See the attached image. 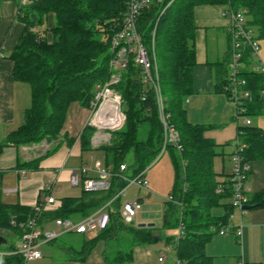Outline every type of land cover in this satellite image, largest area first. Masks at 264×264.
<instances>
[{
	"label": "trees",
	"instance_id": "16d2710c",
	"mask_svg": "<svg viewBox=\"0 0 264 264\" xmlns=\"http://www.w3.org/2000/svg\"><path fill=\"white\" fill-rule=\"evenodd\" d=\"M126 3L127 0H33L24 6L19 4V16L26 28L12 54L14 77L30 86L31 105L25 111L23 124L0 145V154L10 144L58 141L70 105L80 102L91 107L97 90L110 79L111 40L122 21ZM201 5L244 10L250 29L259 40L264 39V0H181V4L177 8L172 6L159 23L156 52L161 85L167 99L169 121L179 131L181 145L180 149L168 146L173 151L175 182L171 194L173 201L168 200L165 205L163 229L181 228L176 248L180 264H214L206 246L229 225L235 209L233 202H227L234 196L232 183L229 178L217 181L214 171V158L220 153L218 145L206 137L207 127L188 120L184 106L194 92L198 30L195 10ZM150 38L148 35L147 41ZM247 59H250L249 54ZM245 74L253 91L264 88L263 74ZM227 75L228 61L217 64L218 92L226 93ZM118 90L123 97L126 122L122 129L113 131L111 143L101 147L107 155L106 168L114 174L111 190L105 193L85 191L82 198H65L62 206L57 207L61 208L54 212L0 203V231H10L20 239L26 230L21 224L30 218L38 217L43 227L48 221L71 218L75 214L86 217L126 187L122 175L135 177L153 164L164 142L155 94L143 84L140 68L134 63L123 73ZM262 113L264 98L258 97L247 106L246 116ZM94 132L90 126L84 130L81 137L84 149H91ZM237 141L244 145L243 162L251 165L247 174L249 181L254 161L264 160V131L252 124L240 125ZM124 164L127 168L122 171ZM222 183L223 192L217 193ZM249 205L264 207V191L249 195ZM220 206L226 213L217 217L213 209ZM111 216L108 228L86 237L80 247L72 242L60 245L59 238L52 241L68 254L66 260L47 263L42 258L30 264H90L88 259L100 241L105 244V264H135V248L156 242L154 228L128 224L119 211L112 212ZM173 237L176 236L167 239ZM17 242L6 251L2 250L5 245L0 246V264L25 263L21 255L8 254L16 249Z\"/></svg>",
	"mask_w": 264,
	"mask_h": 264
},
{
	"label": "crops",
	"instance_id": "0c3cea01",
	"mask_svg": "<svg viewBox=\"0 0 264 264\" xmlns=\"http://www.w3.org/2000/svg\"><path fill=\"white\" fill-rule=\"evenodd\" d=\"M19 3L20 0H0V145L23 124L25 111L31 105L30 86L14 77L15 63L12 54L26 28L19 16ZM224 11L225 7L219 5H201L195 10L198 30L195 42L197 65L193 72L194 92L184 104L188 120L192 124L207 127L206 137L218 145L220 153L214 158L213 166L219 182L228 180L233 171L234 143L238 138L240 125H247L244 117L238 118L237 108L228 96L218 92L216 88L217 64L229 60V20L224 16ZM261 56L264 60V50ZM92 117L90 108L80 102H73L58 141L5 146L0 154V203L20 204L35 209L49 196L60 201L61 206L65 198H82L86 179L97 176V167H108L106 152L101 149L109 141L106 137L108 133L99 132L91 124ZM246 117L251 119L252 125L264 131V113ZM89 126L95 132L91 138V149H84L81 137ZM84 167L88 169L87 173L83 172ZM74 174L77 183L72 181ZM248 187L251 196L264 191V160L254 161ZM151 194V190L144 195L139 191L138 196L131 201H123L121 197L118 207L121 209L125 203L136 200L144 204L145 198ZM227 202L232 203L233 198ZM107 203L86 217L95 214ZM59 208L51 206L46 211L54 212ZM165 208L166 206L159 215L160 224L145 221L146 218L151 220L155 216L151 211H142L140 214L139 225L155 224L154 239L155 231L164 230ZM225 213L223 206L213 209V214L217 217ZM232 215V224L236 229L243 225L242 237L234 231L217 234L208 242L207 254L213 258L214 264H264V207L252 208L244 215L235 208ZM86 217L75 214L66 219L80 222ZM43 227L54 229L55 220L46 222ZM168 230H172L177 237L179 228ZM96 234L97 232H90L85 235L88 238ZM159 235L163 236L161 231ZM7 240L9 243V236Z\"/></svg>",
	"mask_w": 264,
	"mask_h": 264
},
{
	"label": "built area",
	"instance_id": "2783aa9c",
	"mask_svg": "<svg viewBox=\"0 0 264 264\" xmlns=\"http://www.w3.org/2000/svg\"><path fill=\"white\" fill-rule=\"evenodd\" d=\"M32 1L20 0L19 4L20 6H24ZM177 1L127 0L126 11L111 40L110 79L97 90L90 107L93 113L91 124L99 132H108L110 134V132L124 127L126 115L123 112V97L118 90V86L122 81L123 73L131 63H134L140 68L143 84L155 94L157 111L164 132L162 153L170 145H175L178 149L181 148L180 133L170 123L169 115L166 111L167 99L162 90L156 52V36L159 23ZM224 16L229 20L228 36L230 43L227 85L225 87L226 93L224 94L236 106L238 118L244 117L245 123L250 125L251 119L246 117L247 106L258 97L264 98V88L257 92L253 91L250 80L245 73L250 72L264 75V60L260 54L261 45L259 39L247 23V15L244 10H235L231 6H226ZM148 35L151 36V40L149 39V41L146 39ZM248 54L250 55V59L246 60V55ZM234 144V167L229 181L232 183L234 189L233 205L244 215L248 212L245 206L249 205L250 190L247 174L251 170V165L243 162L241 152L244 145H241L237 139ZM126 168V164L121 166L122 171L126 170ZM87 171L88 169L84 167L83 172L87 173ZM96 173V177L86 179L84 190L93 193L111 190L112 178L114 176L112 171L104 167H97ZM145 176L146 171L132 178L122 175L123 179L127 182L126 187L115 194L104 208L80 222L59 218L55 221L54 229H46L40 226L38 217L30 218L27 223L21 224L22 227H26V230L18 240L16 249L8 252V254L21 255L25 261L24 264L36 262L43 258V253L40 250L41 246L51 243L64 234L71 232L87 234L107 229L111 223V214L114 211H119L126 223L139 224L138 220L143 209V203L140 200L128 202L120 209L118 202L121 197L126 195L130 186L135 185L141 189L149 188ZM72 181L74 183L78 182L75 174ZM216 191L217 193L223 192V183L217 187ZM169 200L173 201V197H170ZM60 204V201L49 196L36 209L42 212L51 206L57 208ZM232 218L233 215L231 216L229 225L224 227L219 234L223 235L234 231L239 237H242L243 225L236 229L232 224ZM13 223L17 224L15 221ZM180 233L181 228H179L176 240L179 238ZM164 260V257L160 258V261ZM175 260L177 264H180L177 259Z\"/></svg>",
	"mask_w": 264,
	"mask_h": 264
},
{
	"label": "rangeland",
	"instance_id": "374dc122",
	"mask_svg": "<svg viewBox=\"0 0 264 264\" xmlns=\"http://www.w3.org/2000/svg\"><path fill=\"white\" fill-rule=\"evenodd\" d=\"M180 4L181 0L177 1L173 5V7L177 8ZM259 42H261L260 54L262 55V52L264 50V39H260ZM112 133L113 131L110 132V134H106V137L109 140H107L109 142H107V145L111 143ZM172 152L173 151L170 148H167L164 153H162L161 151L158 158L153 162L151 166L148 167L145 179L149 184V188L139 189L137 186L133 185L130 186L129 190L127 191L126 197L124 198L123 196V201H131L138 196L139 191L140 193L142 192V195L146 194L148 190L152 191L151 196L145 198L142 211H148V213L151 211L155 216L151 220L150 218H146L145 221H153L157 224H160L161 220L159 219V215L164 209L166 202L170 199L171 194L173 193L175 170L172 162ZM160 231L161 234H163L162 237H160L159 235ZM172 232V230L155 231L154 236L156 242L137 246L134 250L135 264H177L175 262L176 248L178 245L176 237H173L171 239H167L166 237L172 236ZM174 235L175 234H173V236ZM86 237L87 235L85 234L83 235L71 232L61 236L58 240V244L69 245L68 242H72L74 245H76V247H80ZM17 240H19L17 237L9 236V243L8 245L2 247V250H8L9 247L12 244H15ZM104 249L105 244L104 242L100 241L90 255L88 259L89 263L105 264L103 257ZM40 250L43 253V261L47 263L54 261H64L68 258V254L64 250L60 249L57 244L49 243L43 245L41 246ZM161 257L165 258V262L160 261Z\"/></svg>",
	"mask_w": 264,
	"mask_h": 264
},
{
	"label": "water",
	"instance_id": "95a60500",
	"mask_svg": "<svg viewBox=\"0 0 264 264\" xmlns=\"http://www.w3.org/2000/svg\"><path fill=\"white\" fill-rule=\"evenodd\" d=\"M252 208H253L252 205L245 206V209L247 210H250ZM154 226H155L154 223H142L139 225V227H154ZM8 236H15V234L10 231H0V246L8 243V240H7Z\"/></svg>",
	"mask_w": 264,
	"mask_h": 264
}]
</instances>
